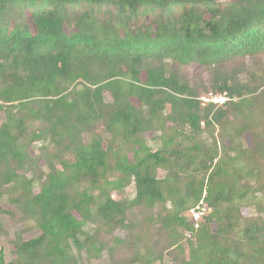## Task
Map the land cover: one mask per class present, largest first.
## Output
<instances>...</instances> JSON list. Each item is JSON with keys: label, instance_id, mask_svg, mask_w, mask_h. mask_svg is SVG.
Wrapping results in <instances>:
<instances>
[{"label": "trees", "instance_id": "obj_1", "mask_svg": "<svg viewBox=\"0 0 264 264\" xmlns=\"http://www.w3.org/2000/svg\"><path fill=\"white\" fill-rule=\"evenodd\" d=\"M263 57L264 0H0V264H264Z\"/></svg>", "mask_w": 264, "mask_h": 264}, {"label": "rangeland", "instance_id": "obj_2", "mask_svg": "<svg viewBox=\"0 0 264 264\" xmlns=\"http://www.w3.org/2000/svg\"><path fill=\"white\" fill-rule=\"evenodd\" d=\"M263 63H264V57H263ZM179 71L192 84H195L199 88L204 86L209 81V78H210L209 74L206 72H203L197 65L191 66L189 68H180ZM143 80H145V75H143ZM201 93H202V96L206 95V93H203V92ZM146 138H147L149 145L152 148H155V149L158 148L159 143L157 142V137L153 133L147 134ZM246 142L248 143V145L250 146L252 145V140L249 136L246 137ZM134 195H135V189L133 186H131L124 193L122 194L114 193L113 196L115 199H120L125 196L133 197ZM257 198H258L257 200L251 199L252 201L251 203L241 208V213H242V217L244 220H250L253 218L255 219L264 218V193H259V197ZM256 202H259V205H257ZM3 209L17 213L15 207L9 206L7 204H3ZM0 222L3 223V225L5 226V230H6V235L0 236V245L4 251L6 260L11 261L15 257L13 254L15 235L19 231H22L24 229V226L23 224L18 223L17 220L11 219L8 215L0 216ZM40 234L41 233L39 231L31 232L27 230L24 234V239L29 240V239L39 236ZM128 236L129 235L126 231L117 232V237L119 239L126 240ZM110 242L111 240H109L107 243L110 244ZM187 253H188V249H187ZM131 256L132 254L129 251L124 250V249H119L116 254V258L118 260H123ZM169 257H170V254L169 256H167V258H165V260H168ZM110 261H111L110 256L108 255V252L105 251L102 257L96 260V264H109ZM172 264H175V262L173 261Z\"/></svg>", "mask_w": 264, "mask_h": 264}, {"label": "built area", "instance_id": "obj_3", "mask_svg": "<svg viewBox=\"0 0 264 264\" xmlns=\"http://www.w3.org/2000/svg\"><path fill=\"white\" fill-rule=\"evenodd\" d=\"M198 99L202 107H206L213 104L216 106V108L223 107L227 105L230 101H236V99H232L231 97H229L227 93L215 94L212 92L207 93L205 96H200ZM206 195L207 193L204 192L203 197L198 203V205L191 209L187 214V216L194 223L195 229H198L200 227V224L206 219V217L210 213V208L208 207L205 200Z\"/></svg>", "mask_w": 264, "mask_h": 264}]
</instances>
